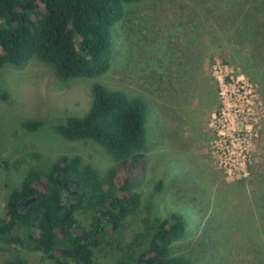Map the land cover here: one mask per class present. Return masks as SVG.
Wrapping results in <instances>:
<instances>
[{
	"label": "rangeland",
	"instance_id": "374dc122",
	"mask_svg": "<svg viewBox=\"0 0 264 264\" xmlns=\"http://www.w3.org/2000/svg\"><path fill=\"white\" fill-rule=\"evenodd\" d=\"M112 40L100 76L62 79L37 57L0 67V216L24 175L47 171L61 155L101 176L114 164L95 141L55 131L85 114L101 82L145 98L148 141L140 207L101 236L93 263L131 261L146 245L152 213L175 212L186 231L174 254L195 264H264V0H142L126 7ZM28 119L42 125L27 130ZM75 216L86 224L91 215ZM15 256L49 264L0 242V262Z\"/></svg>",
	"mask_w": 264,
	"mask_h": 264
},
{
	"label": "trees",
	"instance_id": "16d2710c",
	"mask_svg": "<svg viewBox=\"0 0 264 264\" xmlns=\"http://www.w3.org/2000/svg\"><path fill=\"white\" fill-rule=\"evenodd\" d=\"M142 0H0V67L19 66L37 57L53 66L58 77H95L112 62V29L126 7ZM85 114L70 116L55 126L68 140H93L111 155L114 164L100 175L80 157L61 155L46 170L32 169L13 188L0 216V242L41 253L49 264H94L93 252L102 235L115 231L140 207L137 191L146 168V115L140 95L91 87ZM37 130L40 120H25ZM31 195L39 199L26 209L17 203ZM90 213L81 224L75 212ZM145 247L129 262L116 264H195L174 254L172 244L185 234V221L175 212L152 213ZM0 264H29L15 256Z\"/></svg>",
	"mask_w": 264,
	"mask_h": 264
},
{
	"label": "water",
	"instance_id": "95a60500",
	"mask_svg": "<svg viewBox=\"0 0 264 264\" xmlns=\"http://www.w3.org/2000/svg\"><path fill=\"white\" fill-rule=\"evenodd\" d=\"M39 199V196H35V195H31L23 200H20L18 203H17V207L20 203H24L25 207L24 209H26L31 203L37 201Z\"/></svg>",
	"mask_w": 264,
	"mask_h": 264
},
{
	"label": "flooded vegetation",
	"instance_id": "af4514ba",
	"mask_svg": "<svg viewBox=\"0 0 264 264\" xmlns=\"http://www.w3.org/2000/svg\"><path fill=\"white\" fill-rule=\"evenodd\" d=\"M24 207H25L24 203H20V204L18 205V208H20V209H24Z\"/></svg>",
	"mask_w": 264,
	"mask_h": 264
}]
</instances>
